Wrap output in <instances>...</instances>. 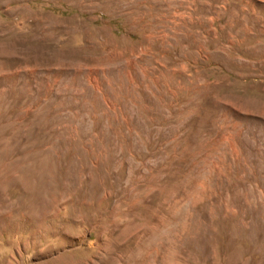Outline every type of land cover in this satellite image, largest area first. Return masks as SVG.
Listing matches in <instances>:
<instances>
[{
    "label": "rangeland",
    "instance_id": "rangeland-1",
    "mask_svg": "<svg viewBox=\"0 0 264 264\" xmlns=\"http://www.w3.org/2000/svg\"><path fill=\"white\" fill-rule=\"evenodd\" d=\"M264 264V0H0V264Z\"/></svg>",
    "mask_w": 264,
    "mask_h": 264
},
{
    "label": "clouds",
    "instance_id": "clouds-1",
    "mask_svg": "<svg viewBox=\"0 0 264 264\" xmlns=\"http://www.w3.org/2000/svg\"><path fill=\"white\" fill-rule=\"evenodd\" d=\"M153 249L158 251L160 264H177L178 252L163 235L150 242L141 255L146 257Z\"/></svg>",
    "mask_w": 264,
    "mask_h": 264
}]
</instances>
